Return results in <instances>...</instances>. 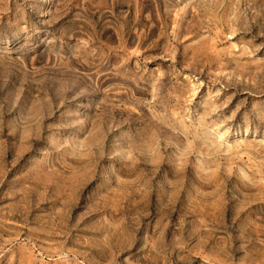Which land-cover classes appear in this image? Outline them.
Masks as SVG:
<instances>
[{
    "label": "rangeland",
    "instance_id": "374dc122",
    "mask_svg": "<svg viewBox=\"0 0 264 264\" xmlns=\"http://www.w3.org/2000/svg\"><path fill=\"white\" fill-rule=\"evenodd\" d=\"M0 264H264V0H0Z\"/></svg>",
    "mask_w": 264,
    "mask_h": 264
}]
</instances>
